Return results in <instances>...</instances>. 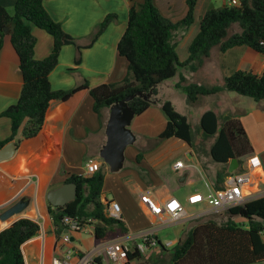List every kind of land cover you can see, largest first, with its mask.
Listing matches in <instances>:
<instances>
[{"label":"crops","instance_id":"1","mask_svg":"<svg viewBox=\"0 0 264 264\" xmlns=\"http://www.w3.org/2000/svg\"><path fill=\"white\" fill-rule=\"evenodd\" d=\"M142 1L44 0L52 18L75 38L77 44H66L62 47L59 63L49 76L53 89L69 90L85 81H88L90 86L121 81L127 74L128 60L119 54L118 43L128 26L130 8ZM15 3L16 0H0V4L10 12H13ZM155 3L160 13L172 22L181 21L188 12L187 0H155ZM225 5L226 0H197L192 24L182 26L176 31V49L181 62L189 58V47L199 32V20L202 15L209 8H219ZM109 14H114L115 19L90 44L97 26ZM32 30L37 39L35 58L44 59L53 48V36L45 29L36 26ZM179 47L183 49L181 54ZM239 47L241 46L235 48ZM231 49L226 52L211 50L210 55L204 58L202 63L193 62V66L185 65L179 69L176 75L178 79L171 85L179 90L186 103L188 102L187 94L182 92L177 83L183 86L191 84L190 81L193 79L195 81L197 72L200 71H203L201 76L204 78L200 81L197 78V82L194 83L214 85L215 72L220 74V80L223 83L224 77L230 74L222 72V66L217 59ZM77 59L80 61L77 62ZM240 70L262 72L264 54L261 58L253 59L252 64L249 63ZM207 79H213V81H208L211 84H207ZM22 86L23 75L20 69V59L10 34H7L0 48V113L17 102ZM166 86L168 83L166 84L165 81L159 84L157 100L152 99L150 107L134 117L131 129L137 136L134 143L136 147L131 149L129 158L125 159L124 167L118 172H111L100 157V150L106 142L105 130L110 108L103 109L102 123L98 113L94 110V99L89 90H81L67 100H52L46 111L42 129L32 138L23 137V124L16 136L9 139L12 134L11 119L7 116H0V143L2 144L0 149L5 148L10 141L15 142L17 146L11 158L0 161V232L21 218L34 220L40 225L39 234L22 245L26 264H52V259L56 255V235L53 230L51 204L47 199V193L66 182L72 174L86 175V163L89 160H98L101 166H104L106 173L102 200L107 204L106 210L111 201H117L120 204L121 220L128 229L126 234L118 233L116 237L110 238L130 239L132 234L152 228L160 240H173L176 244L194 226L185 227V224L191 220L211 214L226 213V211L213 212L205 202L189 204L187 202L189 195L204 194L199 188L189 193L185 200H181L174 194L180 185L188 180L193 184L198 177L204 179L208 192L222 187L227 175H223L221 184L215 186L216 182L221 180L218 173L223 167L228 171L231 160L228 163L215 161L210 154L214 138H207L212 140L205 147L199 146L197 139L204 136L201 132L197 133L196 137L193 135V146L175 136L157 140L168 122L162 102L170 100L176 108L172 98L165 93ZM205 96L204 99L200 97L197 102V105L203 106L199 124L203 113L207 110L212 109L218 113V108H210L209 105L224 107L225 115L235 110L239 111L238 113L236 111L234 116L242 122L253 152L243 156L241 162L239 160V167L234 172L246 170L248 157L258 155L262 164L260 168L251 171L252 181L244 189L245 200L264 196V106L256 102L246 108L235 107L233 103L241 99L238 95L228 93V91ZM140 152L143 156L138 161L137 155ZM179 160L184 162L185 167L175 169L174 165ZM163 170L170 174L169 179L159 176ZM186 172L189 175L185 182L181 183L180 178ZM173 174H178V180L172 178ZM124 187L129 191L128 196H123ZM110 191L116 196L108 200L107 193ZM144 192H149L158 203H163L172 196L177 197L180 201H185V212L177 220L170 219L167 214L155 215L149 211L146 203L140 198V194ZM22 197L29 199L27 208L22 213L3 220L1 214ZM131 205L137 206L144 216L137 220H129ZM187 205L198 208L194 213H189ZM226 217L228 220V215ZM234 219L244 220L241 217ZM180 225L184 227L177 230V236L174 239H166L162 236L168 228ZM72 237H74V245L85 252L92 250L101 240L97 239L94 231L90 229L76 233Z\"/></svg>","mask_w":264,"mask_h":264},{"label":"trees","instance_id":"2","mask_svg":"<svg viewBox=\"0 0 264 264\" xmlns=\"http://www.w3.org/2000/svg\"><path fill=\"white\" fill-rule=\"evenodd\" d=\"M197 0H187V15L179 22L165 18L156 6L155 0H143L129 10L128 26L118 43V52L128 60L126 76L118 82L90 86L85 81L69 90H55L50 81V73L59 63L61 49L66 44H76L75 38L48 12L44 0H16L13 12L0 4V48L5 35L10 34L13 46L20 59L23 86L17 102L0 113L11 119L13 139L21 126L23 137H35L43 127L46 111L54 99L67 100L81 90H89L94 99V110L103 123L102 111L131 94L142 91L151 94L146 100L141 96L133 98L129 104L136 115L146 111L156 99L157 86L177 75L179 65L202 63L213 48L226 52L238 46H248L264 54V0H240L239 5L209 8L200 19L199 32L189 47V58L181 62L176 49V31L192 24ZM115 19L107 15L93 33L92 44ZM240 29L229 33L233 24ZM48 31L54 39L51 53L44 59L34 55L36 36L33 27ZM80 48V46H78ZM80 59H77L79 62ZM188 101L196 103L201 96L236 92L256 101L264 100V70H237L225 76L223 83L204 85L192 83L185 87ZM168 116L164 130L157 140L172 136L193 143L192 124L187 115L174 107L170 100L162 102ZM219 114L210 109L203 113L200 127L204 137L214 138L210 154L217 162L228 163L234 157L241 158L253 152L245 128L234 115L219 121ZM2 144L0 143V147ZM143 153L137 155L142 159ZM227 169V168H226ZM218 173L230 175L227 170ZM106 170L104 166L94 174H72L66 182H75L78 196L68 205L58 210L50 206L53 225L57 235L65 230L64 216L93 218L97 239L126 234L128 229L121 219L107 215V204L102 200ZM220 181V180H219ZM228 220L218 222L208 219L194 225L185 237L172 249H161L146 254H131L141 263L153 264H251L264 261V196L246 200L226 210ZM241 217L243 221L234 218ZM38 222L21 218L9 228L0 232V264H26L22 245L37 236Z\"/></svg>","mask_w":264,"mask_h":264},{"label":"built area","instance_id":"3","mask_svg":"<svg viewBox=\"0 0 264 264\" xmlns=\"http://www.w3.org/2000/svg\"><path fill=\"white\" fill-rule=\"evenodd\" d=\"M230 5H239L240 0H226ZM261 159L254 154L247 159V169L242 172H233L225 177L223 186L214 189L204 195L195 193L189 195V204H199L205 202L213 212H224L234 205L245 202L244 189L252 181L251 171L261 167ZM175 169L185 167L183 161H177ZM87 176L94 174L101 168L98 160H89L86 163ZM140 198L146 203L150 212L155 215L167 214L170 219L177 220L185 212V206L177 197H169L165 202L158 203L149 192L140 194ZM107 215L116 219L122 218L121 206L117 201H111L108 205ZM95 220L89 218L82 220L79 217L64 216L62 225L65 230L57 235V226L53 225L56 235L55 253L52 264H138L137 258H132L131 254H146L170 248L175 245L173 240H160L152 228L141 230L132 234L130 239L106 237L99 240L98 244L90 251H81L74 245L72 236L76 233L90 229L94 231Z\"/></svg>","mask_w":264,"mask_h":264},{"label":"rangeland","instance_id":"4","mask_svg":"<svg viewBox=\"0 0 264 264\" xmlns=\"http://www.w3.org/2000/svg\"><path fill=\"white\" fill-rule=\"evenodd\" d=\"M216 6H219V4H216ZM200 22V20H199ZM197 26V24H196ZM198 28V27H197ZM240 27L238 24H233L231 26V28L229 29V33H232L234 31L239 30ZM182 48L179 47V53H182ZM213 50V49H212ZM213 51H218L217 48H215ZM212 51V52H213ZM261 56H263L262 53L254 51L253 49L249 48L248 46H241L239 48H233L231 49L228 53L226 54H222L219 56V58L217 59L218 63L222 66V72H224V74H231L236 70H240L241 68H243L244 66L248 65L249 63L252 64L253 59L255 58H261ZM181 67H185L183 65H179L178 67V72L179 69H181ZM257 71V70H256ZM255 71V72H256ZM177 72V73H178ZM208 74V72H206ZM201 74H203V71L197 72V77H195V81L193 79V81H190L191 84L194 82H197V78L200 80H202L204 78V76H201ZM216 76V78L214 79L215 84H221L222 80H220V74L216 73L214 74ZM178 76H174L172 78H169L167 80H165V83H168V86H166L165 89V93L168 97L172 98L176 109L181 112L184 113L188 116L189 121L192 124V133L193 135L196 137L197 133H203L200 124H199V117H200V113L202 110V107L200 104L197 105L196 103H190L189 101L186 103L183 99L182 94L179 92L178 89H176V87H174L173 85H171L172 82H174L175 80H177ZM222 78V77H221ZM198 81V82H199ZM208 81H213L210 79H207V84H211ZM179 88L182 89V92H186L185 87L187 85L183 84H179V82L177 83ZM205 85V84H204ZM228 93H234L235 95H238V97H240V101L239 102H234L233 106L235 107H247L253 103H256L258 101H256L255 99L249 97V96H244V95H240L236 92H230L228 91ZM187 94V93H186ZM206 96H201L202 99H204ZM259 103H262V105L264 106V100L260 101ZM209 107H213V108H218V113L220 115V121L224 120V116H232V115H236V111L237 113L239 112L238 110H235V112H229L227 115H225V109L224 107H214L213 105H209ZM234 107V108H235ZM237 109V108H235ZM233 110V109H232ZM203 136V135H202ZM212 139H206L204 136L203 138L200 137L199 139H197V142L199 143V146L203 145L204 147L207 145V143H210ZM135 146V144L129 146V150H127L126 152V157L129 158L130 155V151L131 149H133ZM226 168L223 167L220 171H224ZM169 170V169H168ZM172 173V172H171ZM161 178H168L170 174L161 171L160 175ZM175 180H178V174H173V177ZM222 178L219 182H216L215 186H219L221 184ZM166 185V184H165ZM201 189L203 191L204 194H206L208 192V188L207 185L205 184V181L202 177H198L196 178L195 182L192 184L190 182V180H188L186 183H184L183 185H180L179 188L176 189L175 191V196H177L178 198H180L181 200H185V198L188 196L189 193H191L192 191L196 190V189ZM120 192V191H119ZM129 191L127 190L126 187H124L123 190V196H128ZM108 196V200H111L112 198H114L116 195L113 192H108L107 193ZM131 196V194H130ZM131 199V198H130ZM132 200V199H131ZM184 205L186 206L185 201H183ZM130 219L129 220H137L138 218H142L144 215L141 213V211H139V209L137 208V206L131 205L130 206ZM188 208V212L189 213H194L198 207H192L191 205H187ZM226 213L224 214H211L210 216L207 217H203V218H197L194 220H191L189 223L185 224V227H192L193 225H196L198 223H202L205 222L208 219H215L219 222H224L226 221L227 217H226ZM128 220V221H129ZM184 226L180 225L177 227H172V228H168L165 232L162 233V236L165 237L166 239H174L177 236V230H181ZM117 234H114L113 237H116ZM185 237V236H184ZM173 247H170L169 249H172ZM139 264H153L151 262L149 263H144V261H142L141 263L139 262ZM251 264H264L263 262H257V263H251Z\"/></svg>","mask_w":264,"mask_h":264},{"label":"water","instance_id":"5","mask_svg":"<svg viewBox=\"0 0 264 264\" xmlns=\"http://www.w3.org/2000/svg\"><path fill=\"white\" fill-rule=\"evenodd\" d=\"M136 96H141L146 100L151 99V94L142 91L126 96L114 103L109 109V117L106 124V142L100 150V157L103 159L111 172H118L124 167L126 159V149L135 143L137 136L131 129V124L136 116L134 109L129 102ZM15 142L10 141L5 148L0 149V161L11 158L16 150ZM10 150V151H9ZM239 167V159L234 157L229 163L228 171L233 173ZM189 173L186 172L180 178L184 183ZM78 196V188L75 182H64L59 187L51 189L47 193L49 203L58 210L65 208L68 203ZM29 205V199L22 197L15 204L7 208L1 218L6 220L11 216L22 213ZM68 232V230H65ZM74 240V237H72Z\"/></svg>","mask_w":264,"mask_h":264}]
</instances>
